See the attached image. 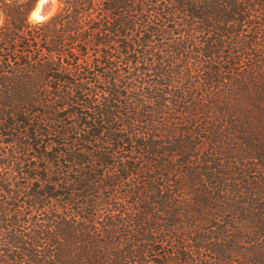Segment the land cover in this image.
<instances>
[{"label":"trees","instance_id":"16d2710c","mask_svg":"<svg viewBox=\"0 0 264 264\" xmlns=\"http://www.w3.org/2000/svg\"><path fill=\"white\" fill-rule=\"evenodd\" d=\"M0 0V264H264V0Z\"/></svg>","mask_w":264,"mask_h":264},{"label":"rangeland","instance_id":"374dc122","mask_svg":"<svg viewBox=\"0 0 264 264\" xmlns=\"http://www.w3.org/2000/svg\"><path fill=\"white\" fill-rule=\"evenodd\" d=\"M38 1V0H37ZM37 3V2H36ZM36 6V4H35ZM34 6V8H35ZM59 7V2L56 0V3H53L52 0H45L42 5L40 6V9H39V13L41 14V16H36L34 17L33 19L30 17V13L31 11L34 9H32L28 15V19L29 21L35 23V22H40V21H44L46 20L47 18H49L51 15H53L57 9ZM53 9V10H52ZM52 13V14H51ZM39 14V15H40Z\"/></svg>","mask_w":264,"mask_h":264},{"label":"bare ground","instance_id":"6f19581e","mask_svg":"<svg viewBox=\"0 0 264 264\" xmlns=\"http://www.w3.org/2000/svg\"><path fill=\"white\" fill-rule=\"evenodd\" d=\"M45 0H38L37 3H36V6L35 8L31 11L30 13V17L33 19L34 17L36 16H41V14L39 13V9H40V6L42 5V3L44 2ZM53 3H56V0H52ZM53 10V9H52ZM40 14V15H39ZM52 14V13H51Z\"/></svg>","mask_w":264,"mask_h":264}]
</instances>
